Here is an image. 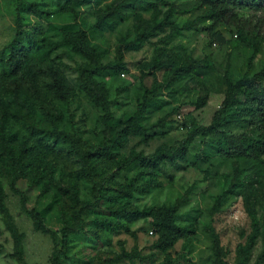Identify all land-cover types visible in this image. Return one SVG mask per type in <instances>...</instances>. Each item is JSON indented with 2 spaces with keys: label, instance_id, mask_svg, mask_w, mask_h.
<instances>
[{
  "label": "rangeland",
  "instance_id": "obj_1",
  "mask_svg": "<svg viewBox=\"0 0 264 264\" xmlns=\"http://www.w3.org/2000/svg\"><path fill=\"white\" fill-rule=\"evenodd\" d=\"M17 2L0 0V132L14 133V145L23 143L28 149L22 161L31 168L18 187L27 196V210L45 211L44 228L35 227L3 174L0 202L21 237L25 262L54 264L60 230L68 226V250L60 264H214L210 229L219 236L224 259L235 264L236 245L251 230L252 208L260 226L253 264L264 238V198L247 197L251 188L264 184V153H243L244 139L250 137L245 122L229 113L221 133L196 136L182 160L164 158L155 167L120 171L115 157L167 153L186 137L191 119L208 125L228 86L264 67V14L238 10L245 20L239 36L234 26L214 27L201 0H88L71 12L60 10L65 0H19L23 8ZM17 15L28 33L22 41L34 52L23 56L21 70L3 75L7 56L2 51L14 39ZM60 28L84 30L104 64L114 63L121 48L126 69L93 75L115 118L128 119L150 90L140 120L147 131L128 136L119 150L107 152L114 130L102 121V110L88 101L80 81V70L88 63L61 44ZM252 30L259 34L253 58ZM48 63L71 88L68 101L48 89ZM29 71L37 76L39 92ZM15 80L24 82L28 98L13 91ZM259 83L264 87V80ZM72 122L85 160L36 142L46 132H70ZM172 204L178 207L176 223L194 225L196 234L164 252L154 245L157 236L150 232L149 218L136 217V212ZM0 264H22L2 212Z\"/></svg>",
  "mask_w": 264,
  "mask_h": 264
},
{
  "label": "trees",
  "instance_id": "obj_2",
  "mask_svg": "<svg viewBox=\"0 0 264 264\" xmlns=\"http://www.w3.org/2000/svg\"><path fill=\"white\" fill-rule=\"evenodd\" d=\"M88 0H65V4L60 10L63 12H71L75 6L81 5ZM208 6L206 16L211 19L213 26L230 25L234 26L239 36H243L244 18L237 13L241 9H249L253 12L264 14V0H201ZM21 8L22 4L17 2ZM16 33L14 39L7 49L2 51L3 60L6 59L3 66V75L5 71L11 73L21 70L23 56H30L31 49H28L23 43V38L28 37V33L22 28V22L17 15L15 20ZM253 33V58L259 50L258 32L252 30ZM59 34L61 44L67 46L70 51L78 54L87 61V66L80 70V81L82 89L88 101L94 106L100 108L103 112L101 119L108 127L114 130L113 135L108 139L106 144L107 152L119 150L128 136L133 134L145 133L147 129L141 125V115L144 110L145 101L150 90H145L143 101L138 103L136 111L126 120L117 119L110 110L107 97L99 91L93 83V75L111 69L112 71H120L126 69L125 63L122 61L123 53L121 48L117 49L115 62L104 64L102 56L87 41L86 32L82 29L72 31L67 28H60ZM30 43V42H29ZM136 43H133L135 46ZM32 46V44H31ZM48 54V48L44 51ZM148 67H155L153 63H148ZM30 80L33 83V89L39 92V84L37 76L34 72L29 71ZM47 73L50 81L47 84L48 89L62 101H68L71 96V88L68 87L62 75L58 72L52 63L47 65ZM264 80V67L252 77L244 76L236 82L228 86L227 92L221 105L213 113L212 119L208 125H200L191 119V125L186 137L182 139L178 146L167 153L163 150H157L149 156H143L141 153L130 152L115 157L116 168L120 171L126 170L131 166L155 167L158 161L166 158L168 160H182L185 158L192 141L196 136L207 137L221 133V129L225 124L226 117L229 113L242 120L247 124L250 137L244 139L243 153L250 156H258L264 153V87L259 81ZM16 94L22 95L23 99L28 98V90L24 87V82L15 80L10 83ZM205 103V98L197 103L201 107ZM54 123V121L52 122ZM16 135L8 131L0 132V175L9 177L10 189L21 198L23 208L26 209L27 196L23 190L18 187V181L27 180V174L31 168V164L23 160L27 156V148L22 143L16 147L14 145ZM36 142L41 146L49 148H57L64 150L67 154L73 155L78 160H85L86 152L83 149V143L79 135V129L72 122L71 131L46 132L42 137H36ZM19 156V157H18ZM32 185V184H29ZM248 200L256 201L258 198H264V184L259 188H251L248 192ZM219 201L217 202V204ZM216 204V206H217ZM216 208V207H215ZM177 204L154 206L150 209H143L136 212V217L149 218L152 227V233L157 236L155 247L161 251H167L174 246L180 239H188L196 234L194 225L179 226L176 221ZM0 212L5 215V224L14 242V252L16 257L22 264H27L24 260L23 245L20 235L17 233L13 221L3 202H0ZM26 213L32 218L37 229L44 228L43 220L45 211H35L34 209H26ZM249 217L251 221L250 233L246 236L243 243H238L235 248V264H249L253 248L259 236L260 226L257 213L254 209H249ZM70 228L62 227L60 230L59 248L54 250L53 263L60 264L68 250ZM209 234L212 240V249L214 253V264H228L224 259V249L220 243L218 234L210 229ZM135 253H125L126 257H132ZM137 256V255H135ZM264 263V238L262 239L261 250L253 264Z\"/></svg>",
  "mask_w": 264,
  "mask_h": 264
},
{
  "label": "built area",
  "instance_id": "obj_3",
  "mask_svg": "<svg viewBox=\"0 0 264 264\" xmlns=\"http://www.w3.org/2000/svg\"><path fill=\"white\" fill-rule=\"evenodd\" d=\"M150 232H152V231H150Z\"/></svg>",
  "mask_w": 264,
  "mask_h": 264
}]
</instances>
